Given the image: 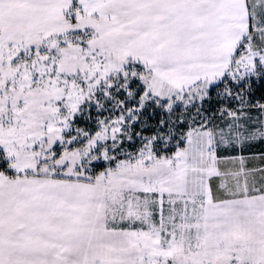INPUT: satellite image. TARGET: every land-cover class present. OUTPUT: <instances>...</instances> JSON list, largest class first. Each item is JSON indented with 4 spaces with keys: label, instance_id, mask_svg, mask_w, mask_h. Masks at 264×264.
I'll use <instances>...</instances> for the list:
<instances>
[{
    "label": "snow or ice",
    "instance_id": "obj_1",
    "mask_svg": "<svg viewBox=\"0 0 264 264\" xmlns=\"http://www.w3.org/2000/svg\"><path fill=\"white\" fill-rule=\"evenodd\" d=\"M0 264H264V0H0Z\"/></svg>",
    "mask_w": 264,
    "mask_h": 264
}]
</instances>
